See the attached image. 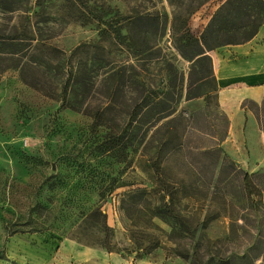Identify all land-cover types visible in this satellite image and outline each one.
I'll return each instance as SVG.
<instances>
[{
  "label": "rangeland",
  "instance_id": "rangeland-1",
  "mask_svg": "<svg viewBox=\"0 0 264 264\" xmlns=\"http://www.w3.org/2000/svg\"><path fill=\"white\" fill-rule=\"evenodd\" d=\"M71 1L48 0L39 15L33 0L0 9V258L16 234L85 246L75 237L95 231L80 223L100 207L112 253L131 264H191L175 255L184 253L197 254L198 264H264V209L253 212L227 165L248 172L244 152L224 143L216 80H199L169 30L159 41L136 30L142 51L132 53L119 28L134 8L169 15L167 1L76 0L70 13ZM102 3L118 9L105 10L103 19L117 21L106 31L83 21ZM217 6L191 14L193 34ZM243 106L264 127V106ZM215 145L225 156L216 165L208 153ZM259 171L251 175L264 191ZM171 204L192 224H175ZM205 214L214 215L202 224Z\"/></svg>",
  "mask_w": 264,
  "mask_h": 264
},
{
  "label": "trees",
  "instance_id": "trees-1",
  "mask_svg": "<svg viewBox=\"0 0 264 264\" xmlns=\"http://www.w3.org/2000/svg\"><path fill=\"white\" fill-rule=\"evenodd\" d=\"M17 1L27 3L30 0H0V9L12 10L13 5L18 3ZM74 1L68 3L70 13H72L71 9H76ZM132 1L134 0H128L127 3L129 4ZM166 1L171 8L169 15L157 7L152 9L134 8L129 13H123L124 15L121 17V26L119 28H123L126 31L125 38L128 40V48L132 53L142 51L138 50L135 45L139 40V34L136 33V30L143 31V39H145V35L148 33L157 41L169 30L174 48L183 58L192 61L193 67L197 68L196 72L199 74V80L203 81L209 78L215 79L212 71V60L209 55L210 51L221 46L242 44L249 41L256 35L264 22V0ZM209 1H216L218 6L211 14L202 32L199 35H195L188 27V19L192 13ZM47 2L48 0H33V7L37 8L34 14L39 15L43 13ZM111 9L118 14L116 6L113 8L110 6L106 7L103 3L99 8L97 7L98 11L90 8L88 17H85L83 21L84 23L87 21H96L98 24H103L105 28L101 31H106V27H111L112 24L117 23V21L114 22L113 17H108L107 19L102 18L106 14L105 10ZM213 89L215 91L217 90L216 88ZM148 148L147 145L144 146L145 150ZM208 153L213 158L215 165L220 161L222 162V159L225 157L222 155L220 159L221 149L217 145L209 148ZM227 165L234 174L239 175L238 189L243 193L245 198L251 200L253 212L256 214L260 208L264 209V191L255 184L252 175L240 170L233 162L227 161ZM186 197L193 199L195 198V193H188ZM168 208L170 209L168 215L175 224L178 226L192 224L191 217L182 214L173 204L168 205ZM213 215L205 214L201 223L206 224L210 222ZM85 225H88L89 228L84 229H93L95 234H91L92 236H88L90 238L87 239L76 236L75 239L78 242L89 247H100L109 253L118 251L113 242L112 229L106 224V215L100 210V207L90 210L82 219L79 228H83ZM194 230L195 228H188L190 236L193 235ZM175 255L189 259L191 264L199 263L198 256L195 253Z\"/></svg>",
  "mask_w": 264,
  "mask_h": 264
},
{
  "label": "crops",
  "instance_id": "crops-1",
  "mask_svg": "<svg viewBox=\"0 0 264 264\" xmlns=\"http://www.w3.org/2000/svg\"><path fill=\"white\" fill-rule=\"evenodd\" d=\"M217 83V102L228 119L225 139L238 150L247 171L264 166V127L243 102L264 106V22L249 41L209 52ZM247 172V173H248ZM0 264H131L116 253L82 246L71 240L54 241L38 234L6 237ZM142 264V263H139Z\"/></svg>",
  "mask_w": 264,
  "mask_h": 264
}]
</instances>
